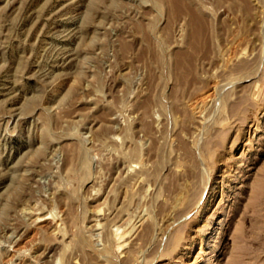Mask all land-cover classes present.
Returning <instances> with one entry per match:
<instances>
[{"label":"rangeland","instance_id":"obj_1","mask_svg":"<svg viewBox=\"0 0 264 264\" xmlns=\"http://www.w3.org/2000/svg\"><path fill=\"white\" fill-rule=\"evenodd\" d=\"M0 264H264V0H0Z\"/></svg>","mask_w":264,"mask_h":264}]
</instances>
